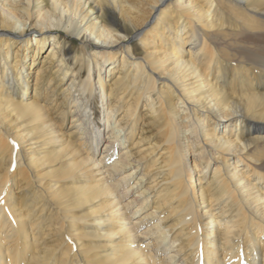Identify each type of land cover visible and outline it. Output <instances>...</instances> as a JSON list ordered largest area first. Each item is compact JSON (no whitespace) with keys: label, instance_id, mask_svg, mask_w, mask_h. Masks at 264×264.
Segmentation results:
<instances>
[{"label":"bare ground","instance_id":"obj_1","mask_svg":"<svg viewBox=\"0 0 264 264\" xmlns=\"http://www.w3.org/2000/svg\"><path fill=\"white\" fill-rule=\"evenodd\" d=\"M0 264H264V0H0Z\"/></svg>","mask_w":264,"mask_h":264},{"label":"rangeland","instance_id":"obj_2","mask_svg":"<svg viewBox=\"0 0 264 264\" xmlns=\"http://www.w3.org/2000/svg\"><path fill=\"white\" fill-rule=\"evenodd\" d=\"M35 34V32H34V29L33 30H31V29H28L27 30V38H32V36ZM131 44H133V45H137V44H139V42H138V40H137V38L136 39H134L133 40V42L131 43ZM70 45H71V47L73 48V50H75V52L76 53H82V54H84L85 56H88V53L89 52H91L92 51V45L91 44H87V47H86V49H82L83 47H82V44H81V42H80V40H77L76 38H74V37H71L70 36ZM119 60V59H118ZM31 82H33V79L31 80ZM103 111V110H102ZM142 111V104H140L139 105V112H141ZM102 113V112H101ZM70 116H68L67 117V119L66 120H61L60 121V119H57V121H58V124H57V127L61 130V131H66V130H68V125L70 124ZM151 139V138H150ZM156 141H158V138H153V140H151V142H156ZM103 143H104V139H103ZM102 143V144H103ZM102 144L100 145V147L102 148ZM120 144H117L116 146H115V148L117 147H120L119 146ZM119 149V148H118ZM200 175V174H199ZM199 175H196V176H199ZM204 222H206V220L204 221ZM143 230V229H142ZM144 243H146V242H144Z\"/></svg>","mask_w":264,"mask_h":264}]
</instances>
